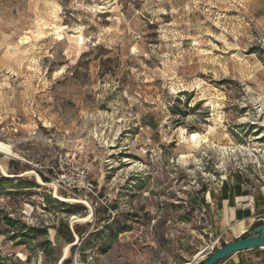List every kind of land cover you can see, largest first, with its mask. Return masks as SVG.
Segmentation results:
<instances>
[{"label": "rangeland", "instance_id": "1", "mask_svg": "<svg viewBox=\"0 0 264 264\" xmlns=\"http://www.w3.org/2000/svg\"><path fill=\"white\" fill-rule=\"evenodd\" d=\"M0 141V264H191L264 221V0H0Z\"/></svg>", "mask_w": 264, "mask_h": 264}, {"label": "water", "instance_id": "2", "mask_svg": "<svg viewBox=\"0 0 264 264\" xmlns=\"http://www.w3.org/2000/svg\"><path fill=\"white\" fill-rule=\"evenodd\" d=\"M262 247H264V221L258 220V223L252 224L242 236L225 242L214 251H207L203 257L196 260L195 264H223L239 252Z\"/></svg>", "mask_w": 264, "mask_h": 264}, {"label": "bare ground", "instance_id": "3", "mask_svg": "<svg viewBox=\"0 0 264 264\" xmlns=\"http://www.w3.org/2000/svg\"><path fill=\"white\" fill-rule=\"evenodd\" d=\"M14 149V148H13ZM12 149L11 145L3 142V141H0V154L6 156V157H13V158H16V159H20V160H23V157H21L18 152H15L14 150ZM227 153V152H226ZM0 170L1 172L6 175V176H13L12 174H8L7 172H5V169L4 167L2 166V164L0 163ZM30 173H34V171H31V170H26L24 172V174H30ZM17 175V174H16ZM36 175V174H35ZM18 176V175H17ZM14 177V176H13ZM36 178H37V181L40 183V184H43V181L42 179L39 178L38 175H36ZM54 197L55 198H59V199H65L61 196L58 195L56 189L54 191ZM68 201V200H67ZM87 203V202H86ZM89 205V204H88ZM90 206V205H89ZM88 206V207H89ZM92 209V208H91ZM89 209L88 212L84 215H72L71 216V223H75V222H81V223H84L86 221H89L92 219V216H93V213H92V210ZM246 222L245 221H236L233 225H231V230L232 232L234 233H244L246 231ZM233 233V234H234ZM239 234V235H240ZM238 235V236H239ZM70 247V244H68L65 249H64V255L67 254L68 252V249ZM208 248H202L201 250H199L198 252H196V254L194 255V261L191 263V264H195L196 260L200 259L201 257H203L206 253ZM262 249H264V247H262ZM183 264H189V263H183Z\"/></svg>", "mask_w": 264, "mask_h": 264}, {"label": "built area", "instance_id": "4", "mask_svg": "<svg viewBox=\"0 0 264 264\" xmlns=\"http://www.w3.org/2000/svg\"><path fill=\"white\" fill-rule=\"evenodd\" d=\"M51 168L53 169V166ZM48 177L51 178L50 175H48ZM75 188H77L78 190L79 189L84 190L85 193H90V192L92 193V191L94 189V183L90 179H88V177H87V175L85 173V175L82 176V183H81V185H78V187H73V189H66V188L64 189V190H66V192L68 193V195H70L74 199H76V198L81 199L82 197L77 195L76 192H78V190L75 189ZM84 199L87 200V201H89L90 204H92V205H94V203L98 204L97 203L98 201L95 200V202L93 203L89 197H86L85 196ZM93 200H94V198H93ZM83 202H85V201L83 200Z\"/></svg>", "mask_w": 264, "mask_h": 264}, {"label": "crops", "instance_id": "5", "mask_svg": "<svg viewBox=\"0 0 264 264\" xmlns=\"http://www.w3.org/2000/svg\"><path fill=\"white\" fill-rule=\"evenodd\" d=\"M237 209V208H236ZM238 213L242 216V215H244L245 214V212H243L242 210H238ZM240 221H243V220H240ZM245 252V251H244ZM242 252H240V253H237V254H235V255H238V254H241ZM235 255H233V256H235ZM233 256L230 258V259H232L233 258ZM241 256V255H240ZM229 259V260H230ZM227 262H228V260L227 261H225L223 264H227ZM235 262V261H234ZM237 264V263H236ZM240 264H247L243 259H241L240 258Z\"/></svg>", "mask_w": 264, "mask_h": 264}, {"label": "trees", "instance_id": "6", "mask_svg": "<svg viewBox=\"0 0 264 264\" xmlns=\"http://www.w3.org/2000/svg\"><path fill=\"white\" fill-rule=\"evenodd\" d=\"M222 188H225V186L223 185ZM223 198H226V197H223ZM223 198H222V199H223ZM7 222H8V224H10V223H11V219L8 218V219H7ZM223 244H224V243H223ZM223 244H222V245H223ZM239 253H240V252H239Z\"/></svg>", "mask_w": 264, "mask_h": 264}]
</instances>
